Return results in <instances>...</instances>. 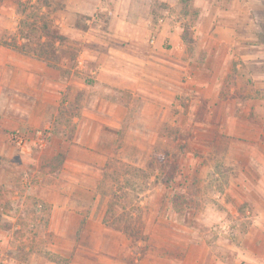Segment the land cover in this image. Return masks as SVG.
Returning a JSON list of instances; mask_svg holds the SVG:
<instances>
[{"label":"rangeland","instance_id":"rangeland-1","mask_svg":"<svg viewBox=\"0 0 264 264\" xmlns=\"http://www.w3.org/2000/svg\"><path fill=\"white\" fill-rule=\"evenodd\" d=\"M17 1L0 0L1 46L18 28ZM216 1L205 25L233 27L232 44L193 31L191 0L190 69L175 75L165 107L42 61L49 89L61 78L92 86L83 107L99 97L126 105L121 124L116 108L109 123L88 107L100 117L80 121L71 141L51 133L54 97L29 123L13 107L32 109L38 92L15 91L24 73H0V264H264V0Z\"/></svg>","mask_w":264,"mask_h":264},{"label":"crops","instance_id":"crops-1","mask_svg":"<svg viewBox=\"0 0 264 264\" xmlns=\"http://www.w3.org/2000/svg\"><path fill=\"white\" fill-rule=\"evenodd\" d=\"M212 3L218 1L193 0V6L199 13L197 24L192 29L199 35L211 31L210 36L215 42L232 44L230 42L235 33L233 27L215 23L205 25L206 19L214 20L218 15L215 8L208 10ZM179 5H182V0H67L65 10L59 12L56 18V25L63 35L76 41L80 48L71 76L76 73L89 76L98 87L109 92H138L149 103L155 100L156 103H150L151 107H165L159 101L165 100L164 97L174 100L175 75L190 69V62L185 60L186 40L183 38V21L189 16L180 12ZM157 12L163 14L162 17L155 18L153 14ZM78 14L88 17L87 25L77 23ZM7 68L10 72L24 73L28 81L23 87L14 84L15 91L38 92V104L30 105L32 109L24 111L21 107L12 106L14 110L28 115L29 123L36 124L38 121L32 116L46 115L49 96L54 97L53 103L59 106L68 87H72V92L76 90L83 93L92 87L85 81L64 85L61 78L49 89L48 82H41L47 68L42 61L0 45V73ZM34 78L39 79V84L33 88L30 84ZM89 101L86 97L85 104ZM92 101L95 103L83 107L82 100L81 117L76 118L75 122L79 124L82 120H97L100 116L96 110L88 108L91 106L92 109L102 110L107 122L111 123L114 119V123H122L126 105L114 104L101 97ZM113 108L119 110V114L121 112V118L112 119ZM201 264H205L203 260ZM216 264L223 263L219 261Z\"/></svg>","mask_w":264,"mask_h":264},{"label":"trees","instance_id":"trees-1","mask_svg":"<svg viewBox=\"0 0 264 264\" xmlns=\"http://www.w3.org/2000/svg\"><path fill=\"white\" fill-rule=\"evenodd\" d=\"M190 2L191 0H182L183 12L186 14L191 9ZM15 4L21 17L18 28L15 32L7 33L1 39V44L20 54L46 62L49 67L71 76L80 48L76 41L59 31L55 16L65 10L66 0H18ZM64 60L72 62L70 70L65 68ZM71 89L72 87L67 88L58 107V114L51 124V133L66 141H71L76 133L78 123L74 120L81 117L84 95L82 91L72 92ZM237 90L238 87L235 91ZM168 139L171 140L170 137Z\"/></svg>","mask_w":264,"mask_h":264}]
</instances>
